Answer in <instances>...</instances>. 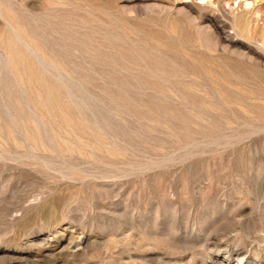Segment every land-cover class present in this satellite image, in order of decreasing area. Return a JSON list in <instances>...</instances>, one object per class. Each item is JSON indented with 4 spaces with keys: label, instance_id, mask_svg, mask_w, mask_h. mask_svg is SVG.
I'll use <instances>...</instances> for the list:
<instances>
[{
    "label": "rangeland",
    "instance_id": "374dc122",
    "mask_svg": "<svg viewBox=\"0 0 264 264\" xmlns=\"http://www.w3.org/2000/svg\"><path fill=\"white\" fill-rule=\"evenodd\" d=\"M263 236L264 0H0V264Z\"/></svg>",
    "mask_w": 264,
    "mask_h": 264
},
{
    "label": "bare ground",
    "instance_id": "6f19581e",
    "mask_svg": "<svg viewBox=\"0 0 264 264\" xmlns=\"http://www.w3.org/2000/svg\"><path fill=\"white\" fill-rule=\"evenodd\" d=\"M245 1V0H244ZM255 2L257 1V0H254ZM247 2V4H249L248 3V1H246ZM246 2H245V4H246ZM249 2H251V1H249ZM263 5V4H262ZM247 7V6H246ZM256 9H257V7H256ZM257 11H259L258 9H257ZM260 12V11H259ZM237 19V18H236ZM249 19V18H248ZM239 20V19H238ZM239 22H240V20H239ZM249 32V31H248ZM260 33V32H259ZM4 45V44H3ZM231 225V224H230ZM235 228H237V227H235ZM228 232V231H227ZM261 232V231H260ZM226 233V232H225ZM238 233V232H237ZM222 234V233H221ZM263 234V233H262ZM228 235V234H227ZM234 236H236V235H234ZM238 237H239V235H237ZM254 236V235H253ZM256 237V236H255ZM264 237V236H263ZM210 238V237H209ZM226 238H228V237H226ZM233 238V237H232ZM261 238V237H260ZM257 239V238H256ZM264 242V238H262V240H260V241H258V244L260 245V246H262V249L264 250V245H261V243H263ZM214 243V242H213ZM243 244V243H242ZM241 244V245H242ZM254 246V245H253ZM256 246V245H255ZM221 245H219L218 243H214V244H212V246H211V248H210V246H208L207 247V249L206 250H209V249H211V250H220L221 249ZM255 248V247H254ZM259 248V247H258ZM256 249V248H255ZM197 253V252H196ZM208 253V252H207ZM211 253V252H210ZM225 253H226V256L227 257H225L226 259H224V258H222V257H219V255H215V256H213V258L211 259L212 260V264H224L225 262H228L229 260H233L234 258L236 259V261L238 262V264H240V263H242L243 262V264H246L247 263V261L246 260H244V258H242V256H243V253H239L238 251H236L234 248H229V247H227L226 246V249H225ZM262 255V254H261ZM209 256V255H208ZM234 262V261H233ZM236 262V263H237ZM207 263V262H206ZM231 264V263H230ZM254 264V263H253ZM256 264H259V263H256Z\"/></svg>",
    "mask_w": 264,
    "mask_h": 264
}]
</instances>
